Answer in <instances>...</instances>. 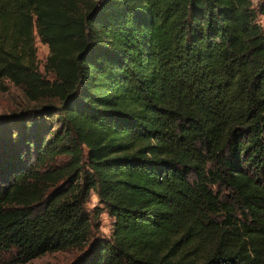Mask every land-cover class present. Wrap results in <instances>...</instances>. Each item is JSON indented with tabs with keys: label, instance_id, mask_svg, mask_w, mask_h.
<instances>
[{
	"label": "trees",
	"instance_id": "trees-1",
	"mask_svg": "<svg viewBox=\"0 0 264 264\" xmlns=\"http://www.w3.org/2000/svg\"><path fill=\"white\" fill-rule=\"evenodd\" d=\"M78 1L0 0V78L47 101L0 118V252L264 264V0Z\"/></svg>",
	"mask_w": 264,
	"mask_h": 264
},
{
	"label": "rangeland",
	"instance_id": "rangeland-1",
	"mask_svg": "<svg viewBox=\"0 0 264 264\" xmlns=\"http://www.w3.org/2000/svg\"><path fill=\"white\" fill-rule=\"evenodd\" d=\"M263 0H251V4L255 10L257 6ZM83 1L80 0L76 4L77 9H83ZM74 12V11H73ZM257 15V22L264 28V22L259 14ZM31 48L33 50V65L37 69L38 73L43 76L46 80L51 81L53 78L51 74L44 72V65L49 56V49L46 45L41 43L38 37L33 33ZM30 60V58H26ZM45 100H40L36 103L28 101L23 93L22 88L14 86L8 79L0 78V118L8 120L9 116L18 115L22 110L37 108L46 103ZM9 125L10 130L14 131L17 127L7 121H4ZM58 164L62 163V160H57ZM85 211L88 212L92 217H95L92 227V238L93 239H107L109 237L112 220L106 215L104 210L98 204L96 197L90 194L89 198L84 205ZM81 252L69 251L59 252L43 257L34 259L28 263L23 264H74L80 257ZM0 264H16L13 261L12 253L0 252Z\"/></svg>",
	"mask_w": 264,
	"mask_h": 264
}]
</instances>
